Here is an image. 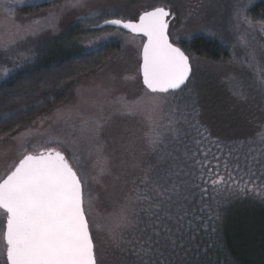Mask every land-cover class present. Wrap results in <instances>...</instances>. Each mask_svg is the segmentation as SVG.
I'll return each mask as SVG.
<instances>
[{
  "label": "snow or ice",
  "instance_id": "obj_1",
  "mask_svg": "<svg viewBox=\"0 0 264 264\" xmlns=\"http://www.w3.org/2000/svg\"><path fill=\"white\" fill-rule=\"evenodd\" d=\"M65 6L84 8L86 3L66 0ZM0 7L7 9V0H0ZM245 12L244 5H234L236 23L232 27L237 33L242 23L252 27ZM99 14L93 11L79 19L87 22ZM170 17L172 13L166 7L156 6L142 10L134 20L106 19L98 26L123 29L125 33L120 34L129 43H138V75L143 90L136 100H105L102 97L106 92L102 91L92 100L94 111L87 116L55 109L57 120L65 124L79 119V135L72 140L70 149L65 139L51 133L33 146L37 151L25 146L31 129L15 137L25 138L20 144V158L0 176V264H101L93 229L104 233L110 246L124 254L123 264H194L192 256L200 252L197 236L201 228L205 232L208 229L207 221L194 207L195 203L203 204L209 192L201 184L210 183L214 191L229 183H242L245 189L264 186V160L259 157L245 153L244 167L239 155L231 167L225 159V180L219 172L223 157H214V170L206 152L192 151L185 142V125L192 126V119L180 98L188 88L192 65L186 52L170 38ZM6 18L14 20L10 9ZM38 30L24 29L33 34ZM259 31L264 34V25ZM249 35L250 38L238 36L237 45L244 50V61L256 76L257 89L264 94V60L253 47L256 36ZM18 37L19 32L10 33L0 47L7 49ZM0 71L8 75L7 68ZM231 90L238 99L247 100L242 85ZM192 111L198 115L194 107ZM114 115L139 116L143 125L140 156L134 154L131 144L124 146L132 159L121 161L123 168L115 175L100 142ZM4 118H10L9 114ZM260 142L264 146V136ZM82 153L94 157V183L114 175L121 185L123 195L103 224L94 219L95 198L87 192L89 174L84 170ZM190 165H199V177ZM197 189L199 201L195 197Z\"/></svg>",
  "mask_w": 264,
  "mask_h": 264
},
{
  "label": "rangeland",
  "instance_id": "obj_2",
  "mask_svg": "<svg viewBox=\"0 0 264 264\" xmlns=\"http://www.w3.org/2000/svg\"><path fill=\"white\" fill-rule=\"evenodd\" d=\"M262 2L264 3V0H85L86 7L71 8L65 6L66 0H7V9L11 10L14 20L7 19V9L0 7V42L8 40L10 33L19 32V37L16 43L7 49L0 47V70L8 69L7 76L0 71V83L20 72L23 66H29L35 58L45 55L48 46L60 42L59 40L66 37V33L74 26L87 27L77 36L67 40L65 38L67 49L88 53L106 45H113L119 52L97 73L65 86V98L62 103L0 141V176L5 174L10 163L18 162L20 144L25 138L21 137L18 140L15 137L24 133L26 129L32 130V134L26 138L25 146L29 151L39 150L33 146L46 139L49 133L65 139L66 148L72 147V140L79 135V119L69 120L65 124L62 120H57L55 109H61L64 114L79 112L81 116H87L94 111L92 100L102 91L106 92L102 97L105 100L124 97L132 102L139 97L143 86L138 75L140 59L138 43H129L125 35L120 34L125 31L120 29L111 27L93 29L106 19L134 20L142 10H151L156 6H164L172 13L170 38L182 50L184 42L196 37L215 40L227 49L229 58L224 62L207 61L184 50L190 57L191 76H197L207 83V90H204L207 99L205 104L202 102L204 104L202 109L209 110L205 115L207 121L212 118L214 122L217 121L218 102L211 100L218 95H215L216 92L224 93L229 96V101L234 106L233 110L240 113L241 120L239 124L235 123V133L244 137L251 136L260 141L261 136H264V94L257 89L256 76L247 67L244 50L237 45V38L238 36L250 38L249 34L255 35L253 47L256 48L257 56L264 60V47L261 46L264 45V34L259 31L264 25V15L249 14L255 5ZM235 4L244 5L245 15L252 21V27L242 23L238 33L232 27L236 23L233 18ZM29 8L33 10L26 12L25 9ZM93 11H99L100 14L87 22L80 21V17L88 16ZM36 21H39V24ZM26 28L39 30L33 34L25 32ZM133 76L135 79H126ZM238 85L243 86L247 100H240L233 95L231 89ZM142 131L143 125L139 116L114 115L104 128L100 142L104 154L111 161L114 175L123 168L121 161L132 159L124 152V146L131 144L134 154L140 156ZM230 132L234 137V129ZM81 156L84 170L89 174L87 192L95 198L97 215L94 219L103 224L104 218L117 208L123 195L121 185L114 179V175L102 177L100 184L94 183L91 180V176L95 174L94 157H89L86 153H82ZM93 233L97 239L101 264H123L124 254L110 246L105 234L97 233L95 229Z\"/></svg>",
  "mask_w": 264,
  "mask_h": 264
},
{
  "label": "trees",
  "instance_id": "obj_3",
  "mask_svg": "<svg viewBox=\"0 0 264 264\" xmlns=\"http://www.w3.org/2000/svg\"><path fill=\"white\" fill-rule=\"evenodd\" d=\"M31 10L25 9L26 12ZM249 14L264 15V3L255 5ZM85 27L78 25L70 28L60 42L48 46L45 55L35 58L29 66H23L20 72L0 83V141L62 103L65 86L97 73L118 54V48L113 45L88 53L67 49V38L83 33ZM182 48L211 62H224L229 58L223 45L203 37L184 42ZM206 85L197 76H191L188 88L180 98L181 106H188L192 119V126L185 125L187 135L184 139L192 151L202 149L208 154L214 170L217 164L214 157H223L219 161V172L227 180L225 159L230 161L231 167L239 155L241 167H244L245 153L264 160V156H260L264 146L251 136L235 133V123L241 120L240 113L233 110L229 96L224 93L215 91V95H218L211 101L218 102L217 121L214 122L213 118L207 121L205 115L209 110L202 109L207 99L204 96ZM193 107L198 110V115L192 111ZM5 114H9L10 118H4ZM232 129L234 137L230 135ZM250 139L256 142L249 143ZM197 158L202 159L200 156ZM190 167H194L199 177V165ZM235 175L238 177L239 173ZM201 187H208V195L203 204L195 203L194 207L207 221L208 229L205 232L201 228L197 236L200 252L193 254L194 264H264V186L245 189L242 183L240 186L229 183L215 191L210 183L201 184ZM195 197L196 201L200 200L199 189ZM205 204L207 207H204ZM200 208H204V211L200 212Z\"/></svg>",
  "mask_w": 264,
  "mask_h": 264
},
{
  "label": "water",
  "instance_id": "obj_4",
  "mask_svg": "<svg viewBox=\"0 0 264 264\" xmlns=\"http://www.w3.org/2000/svg\"><path fill=\"white\" fill-rule=\"evenodd\" d=\"M100 25H103V23H101ZM100 25H98V26H100ZM98 26H96L94 29L95 30H99V29H102V28H105V27L115 28L114 26H103V27H98ZM120 30L125 31L123 29H120ZM140 80H141V78H140ZM141 84H142V80H141ZM142 86H143V84H142Z\"/></svg>",
  "mask_w": 264,
  "mask_h": 264
}]
</instances>
